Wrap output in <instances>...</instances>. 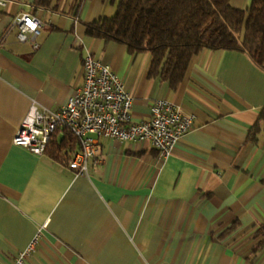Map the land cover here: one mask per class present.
Returning a JSON list of instances; mask_svg holds the SVG:
<instances>
[{"label": "crops", "instance_id": "obj_1", "mask_svg": "<svg viewBox=\"0 0 264 264\" xmlns=\"http://www.w3.org/2000/svg\"><path fill=\"white\" fill-rule=\"evenodd\" d=\"M7 1L0 8V264H13L36 237L25 264H264V249L249 257L264 223V120L257 140H248L264 108V68L242 50L205 48L174 87L150 75V53L88 35L86 23L114 14L117 0ZM250 2L231 0L243 9ZM23 12L43 21L38 48L10 28ZM88 54L123 78L133 120L148 119L160 97L195 114L171 154L149 140L102 136L89 172L78 174L13 142L34 100L58 108L83 84ZM236 220L241 225L222 236Z\"/></svg>", "mask_w": 264, "mask_h": 264}, {"label": "trees", "instance_id": "obj_2", "mask_svg": "<svg viewBox=\"0 0 264 264\" xmlns=\"http://www.w3.org/2000/svg\"><path fill=\"white\" fill-rule=\"evenodd\" d=\"M51 0H35L49 5ZM112 15L89 21L87 33L106 42L126 44L132 54L152 55L150 75L177 86L192 57L205 48L246 52L264 68V0H251L247 8L234 7L231 0H117ZM264 120V108L250 129L248 140L256 141ZM81 148L79 139L67 128L57 129L46 152L68 162ZM235 221L222 236L235 231ZM260 237L250 259L264 249V223L255 231Z\"/></svg>", "mask_w": 264, "mask_h": 264}, {"label": "built area", "instance_id": "obj_3", "mask_svg": "<svg viewBox=\"0 0 264 264\" xmlns=\"http://www.w3.org/2000/svg\"><path fill=\"white\" fill-rule=\"evenodd\" d=\"M7 2L3 0V5L6 6ZM23 17H30L38 24L35 32L23 30ZM42 27V19L30 12L16 15L10 26L16 29L19 40L30 41L35 48L40 46ZM83 67L84 82L64 105L48 108L35 100L32 102L14 135L13 142L16 145L36 154H44L54 132L59 128H67L81 145L68 164L78 174H86L89 172L88 160L97 157L98 142L102 136L121 141L149 140L162 155H169L176 149L180 138L193 126L195 114L183 113L175 102L165 97L154 101L148 119L133 120V97L115 69L92 54L85 57ZM25 136L30 138L27 145L22 143ZM36 241L37 237L20 252L13 264H25Z\"/></svg>", "mask_w": 264, "mask_h": 264}, {"label": "clouds", "instance_id": "obj_4", "mask_svg": "<svg viewBox=\"0 0 264 264\" xmlns=\"http://www.w3.org/2000/svg\"><path fill=\"white\" fill-rule=\"evenodd\" d=\"M3 0H0V7H3ZM23 19L25 20V27H24V31H28L31 30L33 32L36 31V29L38 28V24L30 17H23ZM23 38V37H22ZM31 117H30V123L29 126H31ZM35 133V130H33ZM35 134H39V133H35ZM30 138L25 136L24 140L22 141L23 144L27 145L29 143Z\"/></svg>", "mask_w": 264, "mask_h": 264}]
</instances>
